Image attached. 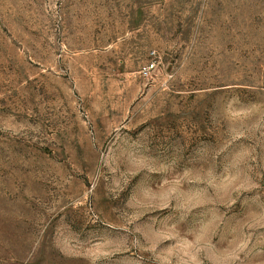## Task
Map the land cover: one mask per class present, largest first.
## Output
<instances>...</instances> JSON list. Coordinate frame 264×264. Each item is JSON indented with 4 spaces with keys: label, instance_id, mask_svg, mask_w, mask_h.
I'll return each instance as SVG.
<instances>
[{
    "label": "rangeland",
    "instance_id": "1",
    "mask_svg": "<svg viewBox=\"0 0 264 264\" xmlns=\"http://www.w3.org/2000/svg\"><path fill=\"white\" fill-rule=\"evenodd\" d=\"M0 264H264V0H0Z\"/></svg>",
    "mask_w": 264,
    "mask_h": 264
},
{
    "label": "built area",
    "instance_id": "2",
    "mask_svg": "<svg viewBox=\"0 0 264 264\" xmlns=\"http://www.w3.org/2000/svg\"><path fill=\"white\" fill-rule=\"evenodd\" d=\"M154 64H150V65H147V66H145L144 68H143V74L144 75H148L151 71H152V69L154 68Z\"/></svg>",
    "mask_w": 264,
    "mask_h": 264
}]
</instances>
